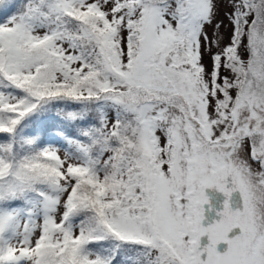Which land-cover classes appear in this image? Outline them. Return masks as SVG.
<instances>
[{
	"label": "snow or ice",
	"instance_id": "1",
	"mask_svg": "<svg viewBox=\"0 0 264 264\" xmlns=\"http://www.w3.org/2000/svg\"><path fill=\"white\" fill-rule=\"evenodd\" d=\"M0 264H264V0H0Z\"/></svg>",
	"mask_w": 264,
	"mask_h": 264
},
{
	"label": "flooded vegetation",
	"instance_id": "2",
	"mask_svg": "<svg viewBox=\"0 0 264 264\" xmlns=\"http://www.w3.org/2000/svg\"><path fill=\"white\" fill-rule=\"evenodd\" d=\"M212 192L209 193V197L211 198V204L210 205H205V216L206 219L204 221L205 225L215 222V220L220 219V216L218 215V212L221 211L224 207V201L227 199L225 194L223 192H220L216 189L211 190ZM240 194L239 192H234L232 194V206L233 208L237 207L238 204L240 203ZM239 231V229H235L233 233H230L231 235L236 234ZM209 243L208 236L205 235L204 237L201 238V247H204ZM228 245L226 242H221L218 245V250L219 251H225L227 249Z\"/></svg>",
	"mask_w": 264,
	"mask_h": 264
},
{
	"label": "rangeland",
	"instance_id": "3",
	"mask_svg": "<svg viewBox=\"0 0 264 264\" xmlns=\"http://www.w3.org/2000/svg\"><path fill=\"white\" fill-rule=\"evenodd\" d=\"M211 190H212V188L206 189V192H207L208 195H209V193L212 192Z\"/></svg>",
	"mask_w": 264,
	"mask_h": 264
}]
</instances>
